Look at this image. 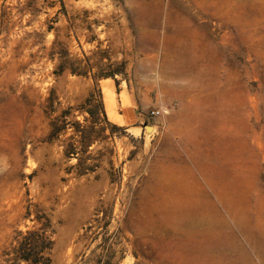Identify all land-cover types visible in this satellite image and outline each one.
<instances>
[{"label":"rangeland","instance_id":"374dc122","mask_svg":"<svg viewBox=\"0 0 264 264\" xmlns=\"http://www.w3.org/2000/svg\"><path fill=\"white\" fill-rule=\"evenodd\" d=\"M63 3L0 0V264L47 220L51 264H264V0ZM50 24L71 59L125 62L110 93L53 75ZM94 90L126 136L77 177L44 109Z\"/></svg>","mask_w":264,"mask_h":264},{"label":"trees","instance_id":"16d2710c","mask_svg":"<svg viewBox=\"0 0 264 264\" xmlns=\"http://www.w3.org/2000/svg\"><path fill=\"white\" fill-rule=\"evenodd\" d=\"M58 2L62 13L66 16L63 0ZM21 9L24 10V8ZM18 12L23 13L21 10ZM11 29L12 27L8 26L6 14L2 12L0 31L7 33ZM45 33H53L55 36L45 55L50 62L54 63L53 75L70 73L78 77H90L95 85L101 80L112 79L116 86L118 81L115 78L125 76L124 61L113 62L109 55L95 60L94 63H89L88 58L71 59L66 45L58 40L59 35L51 24L46 26ZM104 110L99 90L89 93L80 105L68 106L61 110L57 97L52 91L46 100L44 113L50 119L47 141L59 142L63 155L68 161L76 159L70 168L75 169L77 177L95 173L102 162L103 154L99 153L96 157L90 154L89 148L92 145L104 144L114 137L115 132L126 136L125 128L112 124ZM106 130H109L108 134ZM46 222L47 224L40 228L33 227L24 232L16 231L10 248L11 257L4 262L6 264H51L50 251L53 248V239L48 231L49 221Z\"/></svg>","mask_w":264,"mask_h":264},{"label":"bare ground","instance_id":"6f19581e","mask_svg":"<svg viewBox=\"0 0 264 264\" xmlns=\"http://www.w3.org/2000/svg\"><path fill=\"white\" fill-rule=\"evenodd\" d=\"M100 84H101V86H102V89L103 90H105V92H109V91H111V89H112V85H111V80L110 79H105V80H102V81H100ZM110 93V92H109ZM106 96V95H105ZM108 99H110V98H105L104 100L106 101V104H108ZM108 106V105H107ZM153 129V131H154V127L152 128ZM151 130V129H150ZM149 130V131H150ZM152 131V132H153ZM151 132V133H152Z\"/></svg>","mask_w":264,"mask_h":264},{"label":"water","instance_id":"95a60500","mask_svg":"<svg viewBox=\"0 0 264 264\" xmlns=\"http://www.w3.org/2000/svg\"><path fill=\"white\" fill-rule=\"evenodd\" d=\"M143 127H144V129H143V133H144V134H145V132H146V133H149V130L153 128L152 126H147L146 124H145ZM139 128H140V126H135V127L132 128V129L138 131Z\"/></svg>","mask_w":264,"mask_h":264},{"label":"built area","instance_id":"2783aa9c","mask_svg":"<svg viewBox=\"0 0 264 264\" xmlns=\"http://www.w3.org/2000/svg\"><path fill=\"white\" fill-rule=\"evenodd\" d=\"M160 110H155V111H151L150 113H149V116L151 117V118H155V117H157L159 114H160Z\"/></svg>","mask_w":264,"mask_h":264}]
</instances>
